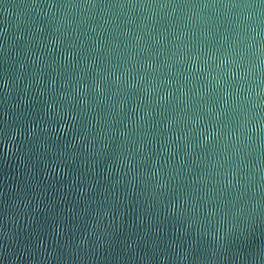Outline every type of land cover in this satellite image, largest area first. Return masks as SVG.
<instances>
[{"label": "water", "instance_id": "obj_1", "mask_svg": "<svg viewBox=\"0 0 264 264\" xmlns=\"http://www.w3.org/2000/svg\"><path fill=\"white\" fill-rule=\"evenodd\" d=\"M0 264H264V0H0Z\"/></svg>", "mask_w": 264, "mask_h": 264}]
</instances>
